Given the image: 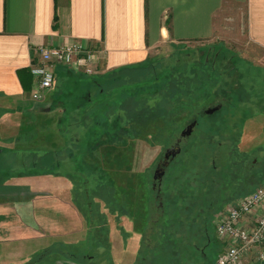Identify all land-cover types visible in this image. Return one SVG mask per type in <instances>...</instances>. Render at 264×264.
Masks as SVG:
<instances>
[{
    "label": "rangeland",
    "instance_id": "rangeland-1",
    "mask_svg": "<svg viewBox=\"0 0 264 264\" xmlns=\"http://www.w3.org/2000/svg\"><path fill=\"white\" fill-rule=\"evenodd\" d=\"M220 50L217 48V52ZM234 55L226 50H223L221 55H216V51H210L209 45L205 46L200 42L164 46L158 58L144 66V70L136 78H132L133 81L137 79L136 82L131 81L132 83H130L131 78L120 73L114 76L120 75L117 78L118 82L116 78L97 74L87 75L64 66L66 67L63 68L64 79L70 83L65 86V90L72 91L75 96L85 92L95 99L97 95H101L97 93L98 83L108 78L112 82L104 87L107 89V95L112 101H117L118 105L127 98V95H131L129 93H135L134 97H136L143 81L140 80L144 76L146 84L141 89L150 90L146 98L149 107L148 111L142 114V103L133 104L129 98L125 100L126 103H130L123 109V118L117 111L113 115L103 114L99 117L106 122H113L116 126L122 122L126 130H119L118 136L121 137L116 141L107 137L112 132L103 136L105 139L95 144L92 157L85 159L84 155L88 150L83 144L82 137H85L83 132L94 127L93 122L79 120L78 124L67 123L64 129L62 114L59 118L52 115L51 118L47 116L45 119H40L42 120L40 123H44L45 127L43 138L41 141L38 140L42 146L52 143L54 146L63 144L61 152L47 153L48 164L61 159L63 165L61 167L49 165L43 173H23L20 168L18 174L0 173V179L15 178L27 182L20 179L27 177L37 185H41L40 189L43 193L50 192L67 198L81 213L85 225H89V231L79 235L82 239L79 243L61 244L59 252H57L59 244H53L54 242L47 244L49 245L47 249L53 254L33 256L35 258L31 255L32 264L56 263V260L68 264L217 263L221 245L216 237L213 215L223 208L227 203L225 199L229 196H237L264 185V113L260 110L256 113L252 111L259 109L257 101L251 102L249 108H241L237 96H228L229 100L220 103L221 108L211 114L190 112L192 106L204 101L212 90L215 91L217 87L218 91L222 90L219 86L229 80L230 76L227 73L232 70L234 62L238 68L237 80L246 88L249 87L252 96L264 99V85H262L264 75L251 62L238 60L239 58ZM214 56L217 60L212 62ZM224 58L225 61L221 62ZM57 72L56 92H59L60 82L63 79L59 69ZM74 81H78L77 87ZM176 86H181L182 90L177 91ZM238 89L242 91L243 87ZM164 90L170 92L171 103L169 100L164 101L163 104H168V107L161 111L163 104L158 105L162 96L159 91ZM242 93L244 99L252 101L250 94ZM70 94L71 92L68 96H71ZM58 97L56 102L60 103ZM140 99L141 96L138 100ZM262 109L264 110V107ZM184 119L186 120L183 121ZM193 119H197V127L192 137L182 141L183 152L175 159L163 178V197L160 201L155 196L156 193L151 191L156 165L163 158L165 148L174 144L179 137L177 135L181 132V126L184 128ZM217 121H228V126L233 123L230 126L233 129L230 128L229 131L234 132V129L238 128L244 131V135L238 140H232L228 138L230 132L226 130L221 132L222 141L212 140L211 132L214 129H210L208 125ZM181 122L183 124L178 125ZM31 126H24L28 136ZM203 130L208 133L209 141L203 139L201 134ZM64 132L67 133L66 136L62 135ZM74 135L77 138H72ZM62 138H65V141ZM122 138H127V141ZM11 141V139L0 140V146L18 149L29 145V143L18 144ZM198 150L201 153L200 158L202 157V161L208 165V172L215 174L212 176L216 186L222 179L230 186L234 184L232 190L226 193H222L220 188L219 194L212 196L207 203H202L204 209L198 207L202 205L198 203V199L183 195L182 192L177 193L172 186L174 177L190 169L189 163L193 159L194 152ZM73 153L74 157H72ZM252 158H256L257 162L252 163ZM29 159L32 160L30 157ZM20 160H24V157ZM82 162H84V171ZM93 163L99 166L101 171H91L90 166ZM215 165L219 166L218 169ZM250 175L252 178L248 179ZM243 177V181L236 182ZM208 187L211 190L216 189L213 188L212 183H208ZM185 201L187 204L184 203ZM159 202L162 207L159 206ZM206 209L210 210V217L204 218L202 215L207 211ZM179 211L185 212V216L187 212L196 216L199 212V214L203 213L196 217L197 223H201L199 226L203 229L197 226V231L200 228L201 231L195 234L188 231L187 237L180 239L187 228L181 226L182 223H178L181 221V218L176 217ZM208 213L209 211L207 215ZM188 235L191 238H188ZM38 244L39 242L30 244L29 250L34 251L38 248ZM43 251L44 249L37 253ZM56 252L58 254H55ZM186 259H189L190 263ZM255 262L247 259L245 264H256Z\"/></svg>",
    "mask_w": 264,
    "mask_h": 264
},
{
    "label": "crops",
    "instance_id": "crops-1",
    "mask_svg": "<svg viewBox=\"0 0 264 264\" xmlns=\"http://www.w3.org/2000/svg\"><path fill=\"white\" fill-rule=\"evenodd\" d=\"M75 40L95 52V74L114 79L120 77H114L118 73L128 76L142 72L144 66L158 58L164 46L189 42L209 45L210 51H216V55L226 50L235 54L238 60L251 62L264 75V0H0V140L29 143L18 149L0 146L1 174H18L20 168L23 173L45 172L49 166L39 168L40 158L49 151H62L63 144L42 146L39 142L45 130L40 119L52 115L59 118L62 114L64 129L67 123L78 124L79 120L97 123L103 114L113 115L125 103L120 101L118 105L109 96L106 101L98 95L94 99L85 92L73 95L72 91L64 89L70 84L64 79V66H57L55 71V78L57 69L62 74L60 91L56 92L58 84L55 80L53 88L41 100L33 99L36 78L32 69L40 60L37 48L60 46ZM217 48L221 49L220 52ZM215 60L216 56L212 62ZM78 84L74 81L76 87ZM241 86L243 90L237 89L234 95L240 107L249 108L251 102L257 101L259 109L252 111L264 113V99L255 98L249 87L242 83ZM70 92L71 96H68ZM242 92L250 94L252 101L244 99ZM57 97L60 103L56 102ZM214 97L197 109L200 110L198 113L208 114L206 111L212 106ZM26 125H32L29 136ZM228 125V121L209 124L210 129L220 126V131L211 132L212 140L222 141L221 132L229 131L233 123ZM205 131L201 134L209 141ZM229 132L228 138L232 140L244 135V131L238 128ZM89 139V148H94L96 137L90 136ZM200 155L199 150L194 156L192 153L190 169L174 177L172 186L175 192H182V180L189 178L194 185H199L195 194L203 192L200 196L207 203L220 193V188L226 193L234 184L230 186L221 177L224 182L216 186ZM62 165L61 162L57 166ZM20 179L27 182L15 178L0 179V264H32L31 255L35 258L33 256L53 254L47 249L53 242L59 244L57 252L61 251L63 243L81 242L79 235L88 233L89 225H85L76 206L60 195L43 193L41 185L27 177ZM241 179L243 181L244 177ZM208 183L216 189L212 191ZM242 195L226 198L227 203L213 217ZM38 242V248L29 250L30 244ZM55 262L38 264H68L61 260Z\"/></svg>",
    "mask_w": 264,
    "mask_h": 264
},
{
    "label": "built area",
    "instance_id": "built-area-1",
    "mask_svg": "<svg viewBox=\"0 0 264 264\" xmlns=\"http://www.w3.org/2000/svg\"><path fill=\"white\" fill-rule=\"evenodd\" d=\"M39 62L33 67L34 100H41L55 83L57 66L87 75L97 73L95 52L79 40L60 46L37 48ZM221 248L216 264H245L247 259L264 264V186L240 196L213 217Z\"/></svg>",
    "mask_w": 264,
    "mask_h": 264
},
{
    "label": "trees",
    "instance_id": "trees-1",
    "mask_svg": "<svg viewBox=\"0 0 264 264\" xmlns=\"http://www.w3.org/2000/svg\"><path fill=\"white\" fill-rule=\"evenodd\" d=\"M202 62H203V60H202ZM201 62V63H202ZM128 69V68H127ZM126 69V70H127ZM109 77V76H108ZM144 78H146V77H144ZM146 82V81H145ZM141 83V85H140V87L138 88V89H140L139 91H137V96L136 97H134L132 100H134V101H132L131 100V103H133V104H136V103H139V102H141L142 104V106H143V109H142V114H145V112L146 111H148V107H149V104H146V98H147V93L149 94V92H150V90L148 89V90H145L144 91V89H141V88H143V86L146 84V83ZM109 83L108 82H102L101 84H100V88L101 89H104V92H107V89L104 87V86H107ZM148 84V83H147ZM101 89L99 90V93L101 92ZM177 91H181L182 90V87L181 86H176V88H175ZM174 89V90H175ZM184 90H187V89H185V88H183ZM213 91V90H212ZM216 92H217V90L216 91H214L213 93L212 92H210V95L206 98L205 97V100L204 101H201L200 102V104H196L195 106H192V111H190V112H199L200 110H197V109H199L202 105H204V104H206V103H208V101L212 98V96H214L215 94H216ZM159 93L162 95V96H160L161 97V101L158 103V105L159 104H163V102L165 101H167V100H169L170 102L169 103H171V95H169V93L170 92H166L165 90L164 91H162V92H160L159 91ZM99 97H102L105 101L106 100H108L109 98H108V95H107V93L105 94V95H98ZM141 96V99L140 100H138L139 99V97ZM143 97V98H142ZM127 99V98H126ZM126 99H123L122 100V102H124ZM100 102H102L103 103V100L102 99H100ZM130 102H125L122 106H121V109H120V111L118 112L119 114H121L120 116H121V118H123V109L124 108H126V107H128L127 106V104H129ZM148 105V106H147ZM161 106V105H160ZM169 106H170V104H169ZM168 107V104H166V105H164L163 104V107H162V109H161V111H163L164 109H166ZM186 119H184L183 121H185ZM122 123V122H121ZM118 124V126H116L113 122H111V123H109V122H106L105 120H102V119H98L97 120V123H94L95 125H94V127H90V129H87V133H85V138H86V140L84 139V145H86L85 147H86V149L88 150V152L84 155V159L86 158V157H92V150H93V148H89V141H90V136H95L96 137V139H97V141H95V142H93L94 144H96V143H100L102 140H104L105 138H103V136H107L108 135V133L109 132H112L111 134H109L107 137H110V139H112V140H119V138L121 137H119L118 136V132H119V130H122V129H124V130H126V128L124 127V126H122V124ZM100 124V125H99ZM182 125L183 123L181 122V123H178V125ZM209 127V126H208ZM211 127V126H210ZM209 127V128H210ZM220 126H218V127H216L214 130H212L213 132L214 131H220ZM181 129H182V126H181ZM127 138H128V136H127ZM127 138L125 139V138H122L124 141H127ZM93 144V145H94ZM48 159H49V157L47 156V154L46 155H44V156H42L41 158H40V166H38L39 168H43V165H51L52 167H56L57 165H60V163H61V159H59L57 162H54V163H52V164H48ZM56 163V164H55ZM82 167H83V171H84V162H82ZM95 167H97V169L95 170ZM90 170L91 171H101V168H99V166H97L95 163H93L92 164V166H90ZM45 169V168H44ZM43 173V172H42ZM204 180V178L201 180V181H203ZM182 184H183V186H184V189H183V191H182V194L183 195H186V196H190V197H192V198H194V199H198V203L199 204H202V203H204L205 201L203 200V198H201V194L203 193H200V194H195L196 192H197V190H198V187H199V185L198 186H196V185H194L192 182H191V179L189 180V178H185L184 180H182ZM264 186V185H263ZM256 189V188H255ZM254 189H252L251 191H253ZM151 191H152V193H154L155 192V189H153L152 187H151ZM250 190L249 191H246L245 193H243V195H245V194H247V193H249V192H251ZM156 193V192H155ZM156 196V195H155ZM203 197V196H202ZM204 201V202H203ZM201 202V203H200ZM185 204H187V202L185 201L184 202ZM187 206V205H186ZM198 207H202L203 208V204L202 205H199ZM204 209V208H203ZM207 211H209V213H208V215H202L204 218H206V217H208L209 215H210V210L209 209H206ZM202 211V210H201ZM200 214H198V216H196V215H194V214H188V212H187V215L185 216V212L184 213H182V212H178V215L176 216L177 217V219H180L181 218V221H178V223L179 224H181L182 223V225L181 226H185L187 229H185L184 231H183V236H180L179 238L180 239H183V238H186L187 237V232L189 231V232H191L192 234H195V233H197V232H199V231H201L200 229L202 228L203 229V227H201V226H199L201 223H197L198 221H196V217H199V216H201ZM210 217V216H209ZM197 226H199V227H201L198 231H197ZM198 227V228H199ZM176 238H177V236H175ZM188 238H191V236L190 235H188ZM186 260H189V259H186ZM186 260L184 261L185 263H186ZM189 263H190V260H189ZM187 264V263H186Z\"/></svg>",
    "mask_w": 264,
    "mask_h": 264
},
{
    "label": "flooded vegetation",
    "instance_id": "flooded-vegetation-1",
    "mask_svg": "<svg viewBox=\"0 0 264 264\" xmlns=\"http://www.w3.org/2000/svg\"><path fill=\"white\" fill-rule=\"evenodd\" d=\"M221 62H222V60H221ZM236 62H234L233 63V66H232V70L230 71V72H228L227 73V75L228 76H230V78H229V80H226V82H224L222 85H220L219 87H222V90L221 91H218L217 90V92H216V94H215V99L213 100V104H212V106H210V107H215L216 105H218V104H220V103H222L223 101H228L229 100V97L228 96H234L235 94H236V90L238 89V88H240L241 87V82H239L238 80H237V73L236 72H238L237 71V69H236V64H235ZM229 71V70H228ZM139 73H134V74H129L127 77H129V78H131L130 79V83H132L131 81H133V79L132 78H136V76L138 75ZM143 78H144V76H143ZM143 78H141V80L140 81H142V83H144L145 82V80L143 79ZM137 80V79H136ZM136 80L135 81H133V82H136ZM117 81H119V79H117ZM104 82H108V83H110V80L108 79V78H105V80H104ZM129 86V85H128ZM130 86H132V85H130ZM123 89V88H122ZM125 89H128V88H125ZM221 89V88H220ZM107 92H104V89H101V92L99 93V94H101L102 96L103 95H105ZM129 94H131V95H127L126 97H127V99L129 100V98H131V100L133 99V97L135 96L134 94L135 93H129ZM138 94L136 93V96H137ZM122 96V95H121ZM120 96V97H121ZM124 98V97H123ZM211 100V99H210ZM209 100V101H210ZM208 101V102H209ZM197 119H193L189 124H187L184 128H186L187 126H189L190 124H192L193 122H195ZM197 124H198V121H196V124L194 125V127H193V129H192V132H191V134L189 135V136H185V137H182V139H181V142L179 143V146H180V152L176 155V156H174V157H172V155L168 158V159H165V157H164V155H165V153H166V151L168 150V149H170L171 147H176V144H177V140L179 139V137H180V134H181V132H182V130L184 129V128H182L181 129V132L179 133V135H177V136H179L177 139H176V141H175V143L174 144H170V146H168V147H166L165 148V150H164V154H163V158L162 159H160V161L157 163V165L160 163V168L161 169H163L164 171H165V173H164V175H163V178L166 176V174H167V171H168V169L170 168V166L175 162V159L183 152V148H182V146H181V144H182V141L183 140H186V139H189L190 137H191V135L193 134V132H194V130H195V128L197 127ZM83 138V144H84V139L86 140V138L85 137H82ZM79 139H80V137H79ZM72 157H74V153L72 154ZM79 159V158H78ZM77 161V160H76ZM61 162H63V161H61ZM251 162L253 163H256L257 162V159L256 158H252V160H251ZM77 165V164H76ZM157 165H156V168H157ZM77 167H78V165H77ZM218 165H215V168L216 169H218ZM156 168H155V170H156ZM211 176L213 175H215V174H210ZM217 175V174H216ZM154 176V175H153ZM213 176H212V181L214 182L215 180L213 179ZM163 178H162V183H158V181H156V187L154 188L155 189V192H156V195H157V197H158V199H160V201H161V198H162V184H163ZM242 179L241 178H239V179H237V181L240 183V181H241ZM153 183L155 182V180L153 179V181H152ZM212 191H214V190H212ZM211 190H210V193L212 192ZM160 203V202H159ZM160 207H162V204H160L159 205ZM163 210V209H162ZM203 211V210H202ZM207 212L208 211H206L203 215H207ZM200 213V212H199ZM198 213V214H199ZM201 215V214H200ZM256 264L257 263H260V262H255ZM260 264H263V263H260Z\"/></svg>",
    "mask_w": 264,
    "mask_h": 264
},
{
    "label": "water",
    "instance_id": "water-1",
    "mask_svg": "<svg viewBox=\"0 0 264 264\" xmlns=\"http://www.w3.org/2000/svg\"><path fill=\"white\" fill-rule=\"evenodd\" d=\"M222 106V104H218L216 105L215 107H210L207 109V113L208 114H211L213 113L214 111L220 109ZM196 124V121L193 122L192 124H190L189 126H187L186 128H184L180 134V137L179 139L177 140V144H176V147H171L170 149H168L164 155L165 159H168L171 155L172 157L176 156L179 152H180V146H179V143L181 142V139L182 137H185V136H189L192 132V129L194 127V125ZM160 163L157 165V168L154 172V176H153V179L155 180V182L153 183V188L156 187V181H158V183L160 184L161 181H162V178H163V175L165 173V171L163 169L160 168Z\"/></svg>",
    "mask_w": 264,
    "mask_h": 264
}]
</instances>
